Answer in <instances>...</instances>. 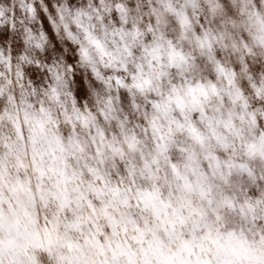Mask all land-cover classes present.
Wrapping results in <instances>:
<instances>
[{
  "label": "snow or ice",
  "instance_id": "1",
  "mask_svg": "<svg viewBox=\"0 0 264 264\" xmlns=\"http://www.w3.org/2000/svg\"><path fill=\"white\" fill-rule=\"evenodd\" d=\"M0 264H264V0H0Z\"/></svg>",
  "mask_w": 264,
  "mask_h": 264
}]
</instances>
